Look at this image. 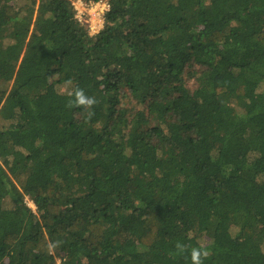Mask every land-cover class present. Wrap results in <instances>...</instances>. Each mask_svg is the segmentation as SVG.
<instances>
[{
    "label": "trees",
    "instance_id": "1",
    "mask_svg": "<svg viewBox=\"0 0 264 264\" xmlns=\"http://www.w3.org/2000/svg\"><path fill=\"white\" fill-rule=\"evenodd\" d=\"M108 5L0 0V264H264V0Z\"/></svg>",
    "mask_w": 264,
    "mask_h": 264
},
{
    "label": "clouds",
    "instance_id": "2",
    "mask_svg": "<svg viewBox=\"0 0 264 264\" xmlns=\"http://www.w3.org/2000/svg\"><path fill=\"white\" fill-rule=\"evenodd\" d=\"M95 33L90 32L89 35H94ZM72 85L71 80L65 81V86L69 87ZM69 102L66 105L68 108H81L84 109L89 118H91L92 115H94V112L90 111L95 107L97 104V100L93 96H89L86 94V92L81 88H75L74 90H71L69 92ZM59 246V242H56L55 244H49L48 245V251L49 253H52L56 247ZM176 251L173 253H170V255L173 256H179L183 255L186 251H188V248L185 244L177 242L175 245ZM190 264H204V261L210 256V251L207 248L204 247H192L190 249Z\"/></svg>",
    "mask_w": 264,
    "mask_h": 264
},
{
    "label": "rangeland",
    "instance_id": "3",
    "mask_svg": "<svg viewBox=\"0 0 264 264\" xmlns=\"http://www.w3.org/2000/svg\"><path fill=\"white\" fill-rule=\"evenodd\" d=\"M74 3L75 9L77 10V16L81 19V24L85 27L86 30L95 33L93 36H96L103 30L105 24V14L102 11L103 5L96 6V3H85L84 0H71ZM105 2H108L106 0ZM87 4V5H86ZM105 13H107L105 11ZM98 33V34H97ZM193 83L190 84L189 88H193ZM73 90V86L66 87L65 85L59 88L61 93L69 94V92ZM27 204L35 209L34 205L31 201L26 198ZM57 264H61L60 259L57 260Z\"/></svg>",
    "mask_w": 264,
    "mask_h": 264
},
{
    "label": "built area",
    "instance_id": "4",
    "mask_svg": "<svg viewBox=\"0 0 264 264\" xmlns=\"http://www.w3.org/2000/svg\"><path fill=\"white\" fill-rule=\"evenodd\" d=\"M87 5V4H86ZM96 6H100V5H103V9L102 11L104 12V14L106 15L105 11L108 12L110 10V7L108 5V2H105V1H100L98 3L95 4ZM76 7V6H75ZM77 19L81 22V19L79 18V16H77ZM98 34V33H97Z\"/></svg>",
    "mask_w": 264,
    "mask_h": 264
}]
</instances>
